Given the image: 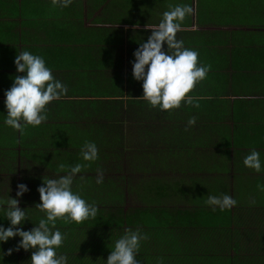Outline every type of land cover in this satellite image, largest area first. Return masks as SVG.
Here are the masks:
<instances>
[{
    "label": "crops",
    "instance_id": "obj_1",
    "mask_svg": "<svg viewBox=\"0 0 264 264\" xmlns=\"http://www.w3.org/2000/svg\"><path fill=\"white\" fill-rule=\"evenodd\" d=\"M178 3L188 4L192 12L183 20L176 38L184 42V47L195 49L198 63L210 65V69L206 78L188 93L195 103L181 101L180 107L170 114L166 124L170 131L174 130L172 136L185 143L193 139L173 152L188 146L191 153L197 154V158L182 162V168H189L191 173H201L200 165L204 168L210 161L230 168L212 176L207 173L205 180L217 183V178H230L233 174L243 185L253 182V190L256 183L264 185V0H72L68 7L55 6L51 0H0V201L5 202L0 204V224L8 226L3 218L8 195L17 198L18 206L27 213L28 219L19 226L22 230H30L38 222L42 213L34 207L40 202L37 187L42 179L58 175H48L49 166L40 158L32 162L19 153L32 150L27 145L32 137L52 136L50 126L65 116L91 119V106L85 105L91 104V55L95 51H121L120 62L127 64V51H134L151 34L145 25L158 24L161 14ZM162 48L166 49L163 43ZM24 50L42 56L52 75L67 86V92L46 106L45 121L37 127L27 126L21 134L3 124L4 91L15 75H23L16 73L13 61ZM190 116L196 117V123L186 130ZM253 149L260 153L259 172L243 165L244 156ZM36 150L50 151L42 146ZM35 169L40 174H33ZM81 181L79 178L73 184ZM18 183H24L28 189L20 197H16ZM73 184L72 190L78 192ZM189 202L178 205L186 207ZM234 209L233 218L241 223V231L253 232V227L264 230V212L258 215L263 222L249 228L253 217L239 211L238 206ZM60 220L55 228L62 233L72 232ZM252 238L247 236L251 242ZM18 239L13 237L0 243V251L14 248ZM90 241L88 232L86 242ZM57 251L65 255L67 249L63 246ZM107 251L110 252L109 248ZM26 257L27 251L20 249L2 258H9L7 264H20Z\"/></svg>",
    "mask_w": 264,
    "mask_h": 264
},
{
    "label": "trees",
    "instance_id": "obj_2",
    "mask_svg": "<svg viewBox=\"0 0 264 264\" xmlns=\"http://www.w3.org/2000/svg\"><path fill=\"white\" fill-rule=\"evenodd\" d=\"M132 53L133 51H127L129 57L127 64H121V51H95V54L91 55V104L89 102L85 104L87 108L91 106V119H82L85 116L82 118L65 116L62 121L50 126V129H53L52 136H37L36 139L32 137V141H27V145L32 150L29 148L28 153L23 151L19 153L32 162L40 158L39 161L49 166L48 175H63L69 166L80 163L81 171L76 174L73 181L77 182L80 178L82 185L79 187L73 184V189L78 188L77 193L82 198L85 200L87 198L89 203L96 205L100 211L103 210L102 223L98 222L96 226H92L89 218L83 221L80 227L72 226V232H65L68 237L60 248L64 246L67 249L65 255L68 264H103V260H106L110 254L107 248L111 251L115 240L125 232L121 231L124 225L133 230L139 229L147 236V239L140 241L137 250L136 259L140 264H264V244H261L257 238L262 231L256 230V233L255 229L253 232L246 229L241 231V223L233 218L235 207L224 211L218 208L216 211L208 209L202 218L199 210H189L188 206L185 208L177 206V203H183L186 197L183 195L184 188H180L177 183L180 178L175 175L192 173L187 171L190 170L189 168L175 169L170 166L168 160L176 150L174 146L177 141L182 140L178 138L172 142L174 130L170 131L166 124L174 109L159 110L150 107L141 98L142 82L133 79L131 74L130 62L134 60ZM93 60L95 62H92ZM149 120L162 122L160 129H152L150 124L147 126L145 122L148 123ZM55 129L58 131L57 135ZM167 131H169L168 135L165 134ZM86 141L96 144L98 154L95 161L86 162L81 157V147ZM186 143L182 140L177 148H182ZM153 144L156 145V149H152ZM38 146L46 147L50 151L38 153L39 151L36 150ZM221 155H224L223 151ZM196 156L195 152L189 154L190 160L197 158ZM61 165L65 167L61 168ZM123 165L128 167V171L132 170L136 174L134 175L136 180H131L132 184L130 183L129 188L134 192L135 200L140 202V206L129 208L127 213L122 212V205L125 204L123 190L127 188L124 186V177H118V180L114 177ZM26 166L29 167L28 164ZM97 169L103 172V182L100 184L96 183ZM33 171H35L33 174H40L39 170ZM213 174L215 173H211V176ZM160 175L166 177L160 178ZM172 175L175 177V182L165 190L160 185L168 182L167 178H172ZM145 182H148L147 189L152 188L157 192L156 195L162 196L148 206V209H144L142 204L144 199L142 192L146 194ZM90 184L92 188L94 186V190L89 188ZM166 195H171L169 204L161 202ZM110 196L114 200L111 204L108 200ZM171 198H176L175 202ZM107 205L110 207L107 208ZM260 210L253 204V226L263 222L261 217L258 218V215L264 212ZM41 216L42 214L37 220ZM106 217H108L107 221ZM193 217H196V220L202 218L200 224H210L211 241L195 243L193 238L191 240L188 229L191 221L195 220ZM59 221L61 222L60 219ZM55 225H58L57 221ZM87 228L91 229L87 230ZM235 230L237 233L249 232V236L253 235V245L251 243L250 248L232 246L246 252L245 256L228 255L225 253V247H221L229 232ZM88 232L91 233L89 243L86 242ZM196 234L197 232L194 235ZM154 235L168 237L169 242L157 241L154 245L152 243L155 241ZM171 239L174 240L175 247L171 244ZM158 242L164 244L160 246ZM74 251L75 253L72 254ZM30 255L31 250H28L27 257L20 264H30ZM9 261V258L0 257V264H7ZM16 264H19V261Z\"/></svg>",
    "mask_w": 264,
    "mask_h": 264
},
{
    "label": "clouds",
    "instance_id": "obj_3",
    "mask_svg": "<svg viewBox=\"0 0 264 264\" xmlns=\"http://www.w3.org/2000/svg\"><path fill=\"white\" fill-rule=\"evenodd\" d=\"M58 7H68L72 0H51ZM188 4H176L161 14L158 24L146 26L151 34L146 41L139 43L133 51L134 60L131 61L133 79L140 81L142 96L150 107L159 110L179 108L184 104L195 103L193 96L188 95L200 81L204 80L210 65L198 63V52L184 47V42L176 38L181 30L185 17L191 14ZM138 25H133V28ZM162 43L166 49L162 48ZM16 73L11 86L4 91V107L6 109L3 124L18 130L23 134L27 126L37 127L47 118V105L59 99L67 92V86L52 75V70L46 66L42 56L27 50L16 54L13 61ZM196 123V117L190 116L186 122L188 127ZM83 161L90 162L97 159L98 150L94 142L86 141L81 147ZM243 165L256 172L261 170L260 153L251 150L243 158ZM64 168L65 165H61ZM82 165L76 163L68 167L63 175L55 178L42 179L37 187L39 201L35 208L43 215L30 230H22L28 219L25 209L19 207L17 198L8 195L3 218L8 226L0 224V243L10 238L19 237L14 248L0 251V256L11 254L14 250H31L30 264H68V258L58 253L66 234L55 228L56 221L62 219L66 223L77 224L89 218L96 217V205L87 202L81 195L72 190L76 174L80 173ZM103 182V172L97 169L96 183ZM264 191V185H257ZM16 197L28 191L24 183L17 184ZM5 203L0 201V204ZM213 211L231 208L237 201L228 194L211 195L206 200ZM254 203V201H253ZM147 236L136 230H126L103 260V264H140L136 259L140 241Z\"/></svg>",
    "mask_w": 264,
    "mask_h": 264
},
{
    "label": "rangeland",
    "instance_id": "obj_4",
    "mask_svg": "<svg viewBox=\"0 0 264 264\" xmlns=\"http://www.w3.org/2000/svg\"><path fill=\"white\" fill-rule=\"evenodd\" d=\"M154 121V120H153ZM162 123V122H161ZM160 122H152V121H148L145 122V124L147 126H149L148 124L151 125L152 129H160ZM162 131H164L162 129ZM167 131L165 134L168 135ZM199 137H203V136H199ZM178 138L180 137H174V139L172 140V142L176 141ZM183 140V139H182ZM177 141V143L175 144V148H177L178 144L182 141ZM193 139H190L187 143H190ZM186 145V144H183ZM189 147L185 146L183 148V150L181 151V149H179L177 152H173L171 154V157H169V162L171 163V166H173L175 169L176 168H182V162L184 161H188V159H190L189 154L191 152H189ZM152 149H156V145L153 144ZM154 151V150H153ZM127 154V152H125ZM211 163L209 165H205L204 168L202 167L203 164L200 165V167L198 168V170H202L201 173H192L189 174L188 176L184 177V178H180V180H178L179 182H177L180 185V188H184L183 191V195H185V200H191L193 199L191 202H189L188 208L189 210L191 209H196L199 210V212L202 215L206 214L205 211L208 209H211V207L209 205H207L206 200L209 194L211 195H221V194H228L230 196H232L236 201V206H238L239 211H245L248 214H250V216L253 217V204L259 208L262 209V211H264V191L258 189L257 185H262L260 183H256L255 184V188L253 190V182L250 184H242L240 182H238V178L234 177L233 174L230 176V178L227 177V175L223 176L222 178H217L219 180H217V183L215 182V180H205L206 179V174L207 173H216V172H222V171H229V169H225L224 167H221V165H216L214 164L212 161H210ZM174 164V165H173ZM200 163H197V165H199ZM128 167L127 166H122L120 171H117L116 174L114 175L115 179L118 180L121 176L124 177V186L126 189L123 190V198H124V202L125 204L122 205V212L123 211H129L130 209L140 206V202L135 200V195L134 192L131 191V189L129 188V185L131 183V180H136V178H134V175H136L132 170L128 171L127 170ZM204 170H205V174H204ZM188 171H192V170H188ZM190 175H196V176H192L190 177ZM133 176V177H132ZM132 177V178H130ZM190 177V178H189ZM127 178V179H126ZM216 179V178H215ZM205 180V181H204ZM168 182H165V184H161L160 186L162 188H164L165 190L173 185L175 182V177L173 176L171 179L167 178ZM171 182V183H170ZM232 182H235L234 184ZM145 188L146 190H144L146 192V194H144L142 192L143 195V207L144 209H148V206H151L155 200L157 199H161L162 196L160 197V195H156L157 192H155L154 190L151 189H147V185L148 182H145ZM248 183V181L246 182ZM132 184V183H131ZM154 185H156L155 183H153ZM152 184V185H153ZM81 183L78 184L79 187H81ZM231 185V187H230ZM96 186V185H95ZM152 187V186H151ZM89 188H92V185L90 184ZM92 190H94V186L92 188ZM219 193V194H216ZM115 195V194H114ZM169 196L171 195H166L165 197H163V199L161 200V202H166V204H169L168 202H170ZM253 196L255 198L254 203H253ZM178 198V197H176ZM176 198H171V200H174ZM109 203L111 204L114 200L112 199V196H110L108 198ZM181 200V199H180ZM184 200V201H185ZM86 201L88 202L87 198ZM183 201V203H185ZM106 206V204H105ZM177 206L178 203H177ZM110 206L107 205V208H109ZM130 208V209H129ZM183 208H185L183 206ZM200 208V209H199ZM237 209V210H238ZM195 210V211H196ZM103 210L100 211V208H97V216L94 218H91V225L92 226H96L95 224H98V222L102 223V220L104 219V216L102 215ZM99 213V216H98ZM197 219L195 217L194 221H191L190 225H189V229L188 232L191 234V240L193 238V241L195 243L199 242V241H204V242H209L211 241L210 238V224H204V223H199L200 220L202 219ZM105 220H108V217L105 218ZM199 220V221H198ZM63 221V220H62ZM85 221V220H84ZM64 222V221H63ZM66 223V222H64ZM83 221L79 224L75 223V222H70V223H66V229H70L72 230V226H78L80 227L82 225ZM242 225H240L241 227ZM243 226H246V224H243ZM249 228H252L253 225H248ZM255 228H253L254 230ZM75 230V229H74ZM126 230H133V228H129L128 226H122L121 227V231H126ZM251 230V231H253ZM256 230H261L262 232L259 233V235L257 236L258 241L261 244H264V230L262 229H256ZM255 230V233H256ZM145 232V230H144ZM197 232L196 235H194ZM114 233H116V229H114ZM151 234L153 235L154 232L152 231ZM250 233L249 232H238L235 230L234 232H229L228 236L226 237V240L223 242V244L221 245L224 246L225 248V253L228 255H235L237 254L238 256H245V253L243 252L242 249H236L234 247L237 246H247L248 248H250V244L252 243L253 245V239L252 242L249 241L247 239L246 236H248ZM253 236V235H252ZM155 238V241L152 242L154 245L157 244V241L159 242H164V243H168L169 239L168 237H162V236H153ZM172 237V236H171ZM157 239V240H156ZM171 244L174 245V240L171 239ZM158 242V243H159ZM164 243H159L158 245L162 246ZM190 243V242H189ZM231 243V244H230ZM176 245H174L173 247H175ZM234 246V247H232ZM159 251V250H157ZM155 251V252H157Z\"/></svg>",
    "mask_w": 264,
    "mask_h": 264
}]
</instances>
